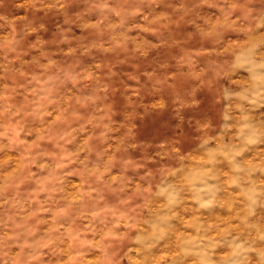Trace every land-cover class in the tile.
<instances>
[{"label":"rangeland","instance_id":"rangeland-1","mask_svg":"<svg viewBox=\"0 0 264 264\" xmlns=\"http://www.w3.org/2000/svg\"><path fill=\"white\" fill-rule=\"evenodd\" d=\"M30 2L0 0V264H264V0Z\"/></svg>","mask_w":264,"mask_h":264},{"label":"clouds","instance_id":"clouds-1","mask_svg":"<svg viewBox=\"0 0 264 264\" xmlns=\"http://www.w3.org/2000/svg\"><path fill=\"white\" fill-rule=\"evenodd\" d=\"M210 2V0H195V3L187 5L186 8L188 10H193L198 8L201 4L203 3H208ZM225 6H229L228 5V0H225ZM29 7L31 8H45L47 9V6L44 3V0H31ZM117 15H120L119 12H117ZM196 20H200L202 21L203 18L199 17V16H195ZM231 23V21H228L227 17H224L222 21H218V23ZM117 25L121 24L122 21H117L116 22ZM260 24H264V17H262L258 23L256 24H252L251 27L252 29H255L256 27H258ZM115 27V25H114ZM201 27L205 30V31H213V29L209 28L207 24L205 23H201ZM112 48V45H109V49ZM258 55H261L262 57H264V51H262L261 53H258ZM262 65H264V59L261 60ZM189 71L191 73H195L197 70L195 69L194 65L189 63ZM235 71V68L232 67L231 65H227L224 63H220V64H212L210 65L208 68L205 69H201L199 70V78L200 79H207V78H212L214 81L219 79L220 77H226L229 76L232 72ZM262 91H264V88L261 89ZM230 95H234V96H239L241 95L238 92H232L230 93ZM255 95H259V93H254ZM177 103H176V107L177 109H180L176 112H174L173 114L175 116L178 117L179 121H183L184 120V114L182 112V109L185 107H190L195 109V106H197L200 103V100L196 98V94H195V88L189 89L186 91V94L183 97H177ZM239 105H237L238 107ZM198 124H200L201 127L206 128L207 124H201L200 121H197ZM135 125H132V127H134ZM231 125H225V127H230ZM176 127H181V124L178 122ZM181 131H183V128L181 127ZM129 135H133L131 133V131L129 130L128 133H125V137H123L122 139L127 138ZM264 135V127H254L251 123H244L242 128H241V132L239 133L240 139L238 141V144L240 145V147L237 149L238 151H242L244 147H247V144L255 139H257L259 136ZM241 251H243V249H241ZM233 264H239V261H234Z\"/></svg>","mask_w":264,"mask_h":264}]
</instances>
